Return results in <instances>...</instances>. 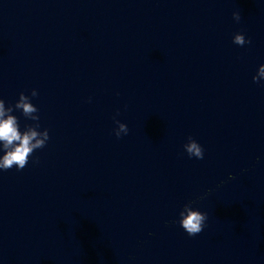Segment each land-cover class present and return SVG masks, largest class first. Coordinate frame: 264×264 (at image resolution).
Listing matches in <instances>:
<instances>
[{
    "label": "water",
    "instance_id": "obj_1",
    "mask_svg": "<svg viewBox=\"0 0 264 264\" xmlns=\"http://www.w3.org/2000/svg\"><path fill=\"white\" fill-rule=\"evenodd\" d=\"M261 65L264 0H0V99L50 137L0 170V264H264Z\"/></svg>",
    "mask_w": 264,
    "mask_h": 264
},
{
    "label": "clouds",
    "instance_id": "obj_2",
    "mask_svg": "<svg viewBox=\"0 0 264 264\" xmlns=\"http://www.w3.org/2000/svg\"><path fill=\"white\" fill-rule=\"evenodd\" d=\"M234 19L239 22L241 14L239 12L233 13ZM233 43L243 46L250 44L251 40L245 38L242 33H237L233 38ZM259 76L264 77V65L259 67ZM254 82H259L260 79L257 76L253 77ZM32 97L38 95V92L33 89ZM5 101L0 99V142H2V151L5 153L0 157V170L7 171L13 167L17 170L24 169L32 154L37 149H42L46 146L49 140V132L45 129L43 132H38L40 125L38 123L40 117L38 108L31 102V98L20 93L18 102L13 106H9L5 109ZM22 109L23 115L30 118L33 121H37L35 125L26 127V130L21 131L18 118L12 115L13 110ZM118 128L115 129V135L120 138L122 134H127L129 129L124 123L119 120L116 121ZM188 143L184 145L190 157H196L198 159L204 158L203 147L192 137L188 138ZM234 178V177H233ZM195 201H190L185 204L183 210L180 212V219L178 223L185 230L189 236H196L204 230L205 222L208 219V215L205 212H201L199 209L193 208Z\"/></svg>",
    "mask_w": 264,
    "mask_h": 264
}]
</instances>
